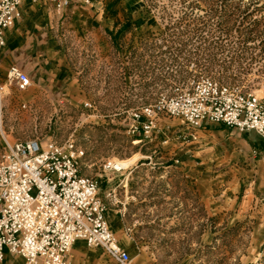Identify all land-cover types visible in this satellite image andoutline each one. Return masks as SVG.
<instances>
[{
	"label": "rangeland",
	"instance_id": "rangeland-1",
	"mask_svg": "<svg viewBox=\"0 0 264 264\" xmlns=\"http://www.w3.org/2000/svg\"><path fill=\"white\" fill-rule=\"evenodd\" d=\"M93 1L62 13L51 0L31 4L41 47L2 54L0 162L6 141H72L130 264H264V189L249 133L165 115L151 138L132 128L134 110L190 79L264 103V0ZM11 65L29 74L26 91L8 84ZM126 160L125 170L110 166ZM78 244L69 264H118Z\"/></svg>",
	"mask_w": 264,
	"mask_h": 264
},
{
	"label": "built area",
	"instance_id": "built-area-1",
	"mask_svg": "<svg viewBox=\"0 0 264 264\" xmlns=\"http://www.w3.org/2000/svg\"><path fill=\"white\" fill-rule=\"evenodd\" d=\"M0 0V50L7 32L22 19L25 3ZM58 13L93 0H51ZM7 82L19 91L31 87L30 76L11 65ZM182 119L192 127L221 124L239 133L254 132L264 143V103L250 90L223 85L212 78L190 79L160 94L156 102L132 113V128L147 139L158 133L160 117ZM85 152L72 141L44 145L34 139L6 141L0 162V262L6 254L24 264H69L77 242L100 248L118 264L130 254L115 238L97 181L80 173Z\"/></svg>",
	"mask_w": 264,
	"mask_h": 264
},
{
	"label": "crops",
	"instance_id": "crops-1",
	"mask_svg": "<svg viewBox=\"0 0 264 264\" xmlns=\"http://www.w3.org/2000/svg\"><path fill=\"white\" fill-rule=\"evenodd\" d=\"M25 3L22 6V19L16 24V26L9 30L7 32V44L8 47L6 48V51L3 53L0 52V58L3 57L2 54H6L7 51L11 52L16 51L15 53L17 54H34L37 49L41 47L42 44V39L44 38L43 33V28L41 26V23L39 22L38 19V10L39 9H32L31 3ZM68 11V10H67ZM66 11V12H67ZM100 9H97L95 13L99 12ZM41 12V11H40ZM65 12V13H66ZM29 42L31 47L29 46ZM27 48H32L31 52L27 51ZM39 51V50H38ZM10 53V54H11ZM10 56V55H9ZM36 56V55H35ZM37 56H40L39 53H37ZM39 61L38 59H36ZM12 62V61H9ZM29 75V74H28ZM254 142H252L253 146L255 145V148L258 151V160L255 161L258 166V178L256 177V182L258 184H261V190L263 191L264 189V151H263V143L261 142L260 138L254 133L251 132L248 135ZM255 149V150H256ZM257 154V152H255ZM256 166V167H257ZM258 201V199H257ZM81 242V241H80ZM77 242L75 246L73 247L74 249H78L80 247H76V245H79ZM79 251V250H78ZM73 252L71 255V260H74L76 258H79V252ZM0 264H24V261L22 258L13 256L10 254H6L4 261L0 262Z\"/></svg>",
	"mask_w": 264,
	"mask_h": 264
},
{
	"label": "bare ground",
	"instance_id": "bare-ground-1",
	"mask_svg": "<svg viewBox=\"0 0 264 264\" xmlns=\"http://www.w3.org/2000/svg\"><path fill=\"white\" fill-rule=\"evenodd\" d=\"M4 96H5V92L2 93V91H0V99H2ZM1 131L2 133H4L3 130ZM130 164H131V160L115 161V162H111L110 166L117 171H121L127 169Z\"/></svg>",
	"mask_w": 264,
	"mask_h": 264
}]
</instances>
